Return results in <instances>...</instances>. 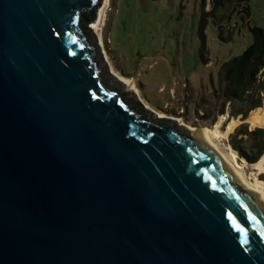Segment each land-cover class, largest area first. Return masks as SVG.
I'll use <instances>...</instances> for the list:
<instances>
[{
	"label": "water",
	"instance_id": "water-1",
	"mask_svg": "<svg viewBox=\"0 0 264 264\" xmlns=\"http://www.w3.org/2000/svg\"><path fill=\"white\" fill-rule=\"evenodd\" d=\"M104 6L0 0V264H264V199L108 68Z\"/></svg>",
	"mask_w": 264,
	"mask_h": 264
},
{
	"label": "rangeland",
	"instance_id": "rangeland-1",
	"mask_svg": "<svg viewBox=\"0 0 264 264\" xmlns=\"http://www.w3.org/2000/svg\"><path fill=\"white\" fill-rule=\"evenodd\" d=\"M212 9V0H110L102 27L104 49L114 69L134 80L154 110L196 127L212 126L226 114L222 129L238 118L233 132L242 124L252 130L258 125L252 127L248 117L261 106L244 119L234 112L249 106L225 104L214 89L220 66L251 43L250 27H264V0H230ZM260 77L264 80V73ZM231 133L223 146L231 144ZM246 162L249 174L254 162Z\"/></svg>",
	"mask_w": 264,
	"mask_h": 264
},
{
	"label": "trees",
	"instance_id": "trees-1",
	"mask_svg": "<svg viewBox=\"0 0 264 264\" xmlns=\"http://www.w3.org/2000/svg\"><path fill=\"white\" fill-rule=\"evenodd\" d=\"M204 4L206 0H203ZM230 0H212L213 9L223 7ZM252 41L238 56L224 62L219 69L218 85L214 91L223 97L225 104L241 102L249 108L234 112L235 115L243 114L248 117L249 110L263 105L264 80V27H250ZM247 124L239 126L230 135V143L239 156L249 162H256L264 155V124L252 130Z\"/></svg>",
	"mask_w": 264,
	"mask_h": 264
},
{
	"label": "bare ground",
	"instance_id": "bare-ground-1",
	"mask_svg": "<svg viewBox=\"0 0 264 264\" xmlns=\"http://www.w3.org/2000/svg\"><path fill=\"white\" fill-rule=\"evenodd\" d=\"M109 0H105L104 9L99 17L96 26V41L99 47H102L104 50V55L108 60L107 63L105 60L106 65L110 70L113 72L115 76L122 82H124L128 88L132 89L135 94L144 102V104L151 108V105L144 100L142 97L140 90L134 80L130 77L124 76L118 73L114 67L112 66L111 62L108 59V55L104 49V41L102 35V27L105 22L106 18V9L108 7ZM102 50V51H103ZM104 57V56H103ZM153 109V108H151ZM154 110V109H153ZM156 111V110H155ZM159 115L168 116L179 122L185 124L186 126L195 129V130H207L208 131V140L211 146L228 162L231 166L235 176H237L240 180L246 182L251 186V188L255 191V193L262 199H264V178L260 175L264 174V155L256 162L251 163L252 172L247 174L246 172V160L239 156L238 152L232 147L231 144H227L226 146L222 145V141L227 139L229 134L233 132L235 126L239 123L238 118L230 119L226 125L225 129H222V126L225 124L227 119L226 114L219 115L217 121L212 126H203V127H196L194 125L188 124L184 121L182 117L168 115L162 111H156ZM252 127L256 125L264 124V103L257 111H255L251 116L248 117ZM241 122V121H240Z\"/></svg>",
	"mask_w": 264,
	"mask_h": 264
},
{
	"label": "snow or ice",
	"instance_id": "snow-or-ice-1",
	"mask_svg": "<svg viewBox=\"0 0 264 264\" xmlns=\"http://www.w3.org/2000/svg\"><path fill=\"white\" fill-rule=\"evenodd\" d=\"M229 215H231V213H229Z\"/></svg>",
	"mask_w": 264,
	"mask_h": 264
},
{
	"label": "flooded vegetation",
	"instance_id": "flooded-vegetation-1",
	"mask_svg": "<svg viewBox=\"0 0 264 264\" xmlns=\"http://www.w3.org/2000/svg\"><path fill=\"white\" fill-rule=\"evenodd\" d=\"M110 1V0H109Z\"/></svg>",
	"mask_w": 264,
	"mask_h": 264
}]
</instances>
